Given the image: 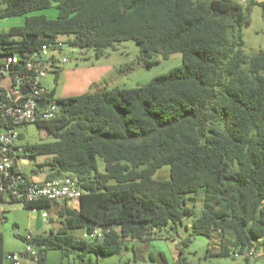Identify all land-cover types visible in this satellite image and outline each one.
Wrapping results in <instances>:
<instances>
[{"label": "trees", "instance_id": "trees-1", "mask_svg": "<svg viewBox=\"0 0 264 264\" xmlns=\"http://www.w3.org/2000/svg\"><path fill=\"white\" fill-rule=\"evenodd\" d=\"M256 3L0 0V19L25 16L22 25L0 31V45L11 49L62 39L102 57L117 43L134 41L146 66L183 56L181 66L147 84L60 97L58 117L37 123L53 140L24 146L27 158L48 157L38 164L48 166L46 177H77L83 193L78 206L60 209V228L34 236L39 254L24 264H64L71 256L66 264H96L93 254L121 253L128 240H146L189 218L187 230L220 241L217 250L208 248L210 256H233L234 248L246 254L253 246L264 255V51L247 54L243 39ZM51 7L56 18L39 13ZM28 35L40 36L34 46ZM166 164L170 178L155 179ZM198 196L199 215L190 205ZM96 227L109 231L90 240L72 232ZM49 250H60L61 261L50 262ZM183 251L165 264H190Z\"/></svg>", "mask_w": 264, "mask_h": 264}, {"label": "rangeland", "instance_id": "rangeland-1", "mask_svg": "<svg viewBox=\"0 0 264 264\" xmlns=\"http://www.w3.org/2000/svg\"><path fill=\"white\" fill-rule=\"evenodd\" d=\"M246 4V0H239ZM264 0H258L251 10V23L243 28L244 50L249 55H254L259 51H264ZM56 7L42 10L39 13L50 18L57 17ZM25 16L0 19V31H6L12 26L22 25ZM68 57L66 63L59 64V73L50 71L43 80V84L49 92L56 89L55 98L58 99L67 93L75 95L91 91H99L105 88L114 87L133 88L149 83L154 77L166 74L170 70L181 66L183 56L181 52L171 54L168 58H160L158 62L146 66L140 57V47L134 41H123L116 44L115 49H107L102 57H96L95 50L80 49L67 46L60 54V57ZM71 71L68 72L67 70ZM75 91V92H74ZM48 128L39 127L36 123H29L18 127V131L24 136L20 140L23 146L50 142L52 136L48 134ZM48 157L40 156L37 159H28V164L23 165L24 171L34 178V174L48 173V166L39 167ZM100 169L103 163L99 160ZM170 165L166 164L158 169L154 178L166 180L170 178ZM190 205L196 206V213L202 212V197L191 200ZM62 203H52L50 207H27L23 202H12L6 206L4 212L5 220L0 222V231L4 235V264H10L7 256L14 252H24L27 247L25 237L27 235L41 236L48 235L50 229L60 228L61 218L59 211L63 207ZM45 214L47 216H45ZM191 218L185 220L183 224L176 227L169 225L162 232L154 231L146 240L127 241L128 249L121 253L112 255H92L96 264H165L175 262L179 259V251L183 249L184 256L190 264H233L231 256H210L208 248L217 250L220 241L212 242L206 235L193 234L187 230ZM48 224H52L49 228ZM76 236L81 237L84 230L76 229L72 231ZM186 239L188 240L185 243ZM215 247V248H213ZM258 251L256 252V254ZM50 262H60L62 252L60 250H49L47 253ZM152 257L154 259H152ZM236 258V257H235ZM256 262H262L263 257H252ZM70 258L64 260L66 264ZM243 261L244 257L240 258ZM259 259V260H258ZM239 264V263H236ZM241 264V263H240Z\"/></svg>", "mask_w": 264, "mask_h": 264}, {"label": "built area", "instance_id": "built-area-1", "mask_svg": "<svg viewBox=\"0 0 264 264\" xmlns=\"http://www.w3.org/2000/svg\"><path fill=\"white\" fill-rule=\"evenodd\" d=\"M67 46L69 45L62 39L47 41L31 49H11L0 45V222L5 220L6 206L12 202L30 204L50 201L62 205L71 203V206H78L80 203L83 189L77 177L39 179L24 171L27 152L20 144L22 139L18 131V127L22 125L37 124L58 117L60 104L55 97L43 107L39 102L49 94L43 80L59 64L68 61V57H60ZM5 78H10L13 90L21 93L17 100H13L10 91L1 84V80ZM23 88H28L29 92L23 93ZM105 231L109 229L96 227L92 232L84 231L82 236L88 240L102 239ZM33 238L31 234L25 237L27 247L24 252H14L7 256L10 264L35 261L40 247L32 241ZM256 252L255 246L246 254L234 248L233 256L252 258L257 255Z\"/></svg>", "mask_w": 264, "mask_h": 264}, {"label": "water", "instance_id": "water-1", "mask_svg": "<svg viewBox=\"0 0 264 264\" xmlns=\"http://www.w3.org/2000/svg\"><path fill=\"white\" fill-rule=\"evenodd\" d=\"M40 36L38 35H28L27 36V40L29 41L30 43V46H34L36 40L39 38ZM1 84L3 86H5L11 93L12 95V99L13 100H17L19 97H20V92H16L13 90V86H12V81L10 78H5V79H2L1 80ZM22 92L23 93H28L29 92V89L28 88H23L22 89ZM55 94H56V89H53L52 91L49 92L48 96L46 99L44 100H41L39 102L40 106L43 107L50 99H53L55 97ZM48 227L51 228L52 227V224H48Z\"/></svg>", "mask_w": 264, "mask_h": 264}, {"label": "crops", "instance_id": "crops-1", "mask_svg": "<svg viewBox=\"0 0 264 264\" xmlns=\"http://www.w3.org/2000/svg\"><path fill=\"white\" fill-rule=\"evenodd\" d=\"M68 72H70L71 70L70 69H68L67 70ZM75 92V91H74ZM76 93V92H75ZM75 93H67V94H69V95H63L62 97H66V96H73V95H75ZM24 138V136L23 135H21V139H23ZM28 158L26 159V161H25V164H28ZM34 174L40 179V178H45L46 176H47V172H44V173H36V172H34ZM68 205H71V203H68ZM258 245H260L259 244V242H256ZM233 259H234V263L233 264H236V263H241V264H245V260L243 261L242 259H240V258H235L234 256H231ZM256 257H263V252H262V248H261V246L259 247V249H258V253H257V255H256ZM259 260V259H258ZM252 262H256V260H253L252 259Z\"/></svg>", "mask_w": 264, "mask_h": 264}]
</instances>
